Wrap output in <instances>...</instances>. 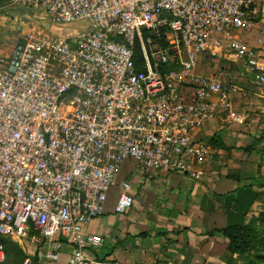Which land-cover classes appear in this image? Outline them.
Instances as JSON below:
<instances>
[{
	"label": "built area",
	"instance_id": "obj_1",
	"mask_svg": "<svg viewBox=\"0 0 264 264\" xmlns=\"http://www.w3.org/2000/svg\"><path fill=\"white\" fill-rule=\"evenodd\" d=\"M7 2L41 12L32 34L0 53V237L21 244L33 232L48 245L47 260L68 247L65 264H93L89 254L104 242L85 227L104 213L112 189L114 212L126 213L133 184L206 162L210 147L195 137L204 123L239 116L231 99L241 89L196 68L219 37L264 88L255 49L230 40L251 1ZM79 22L78 32L58 33ZM126 160L139 176L118 184Z\"/></svg>",
	"mask_w": 264,
	"mask_h": 264
},
{
	"label": "crops",
	"instance_id": "obj_2",
	"mask_svg": "<svg viewBox=\"0 0 264 264\" xmlns=\"http://www.w3.org/2000/svg\"><path fill=\"white\" fill-rule=\"evenodd\" d=\"M33 25L37 26L34 22ZM10 52L3 55L8 56ZM236 64L251 76L241 61ZM259 66L264 70L262 59H259ZM235 121L228 114L219 115L204 123L195 132V137L209 145L208 141L215 133L221 134L223 144L228 146V138L224 137L222 130L226 125L223 124L233 127ZM216 153L221 155L224 151L217 149ZM242 157L247 162L250 159L247 153ZM245 161L243 165L247 163ZM151 174L150 181L137 185V192L131 189L134 202L126 213L114 212L119 191V187H115L109 194L104 213L86 225L88 234L104 242L101 249L89 254L90 260L95 262L93 264L103 261L108 264H225L221 260L226 255L227 241L219 234L208 235L213 229L225 226L221 203L213 198V194L232 192L245 184L243 176H237L239 182L224 176L219 180L216 173L208 171L205 165L195 166L184 174ZM212 199L215 211L208 210ZM70 254V248L63 247L59 260H48L46 264H65ZM44 260H47L45 255L39 257L40 262Z\"/></svg>",
	"mask_w": 264,
	"mask_h": 264
},
{
	"label": "rangeland",
	"instance_id": "obj_3",
	"mask_svg": "<svg viewBox=\"0 0 264 264\" xmlns=\"http://www.w3.org/2000/svg\"><path fill=\"white\" fill-rule=\"evenodd\" d=\"M250 1L249 13L244 18V26L231 32L230 40L252 47L257 52V57L264 61V0ZM4 3L6 5H3ZM0 5H3L0 6V52L7 55L15 43L32 34L33 22L39 24V20L34 14L40 13L41 9L9 5L6 0H0ZM61 26L62 28H59L58 33L64 35L68 30L78 32L80 28H84L85 23L79 22ZM219 40L220 43L215 45V48L208 55L201 56L196 68L206 77H214L219 80L227 88L235 86L241 89L240 94H234L231 99L233 111L240 116L234 119L236 121L233 127L230 126L231 124H223L226 125L222 130L224 137L228 138L226 140L228 146L220 148L217 143L209 145L210 153L203 166L205 165L208 171L216 173L219 180L223 176H243L245 184H254L259 179L264 180V143L254 144V140L264 133V88L253 83L252 77L248 76L243 68L241 69L236 64L234 57L227 50L228 40L225 41L220 37ZM259 94L263 95V99L257 97ZM245 107L249 109L244 110ZM216 135V139L222 142V135ZM211 148H214L213 151ZM217 149L223 150L224 153L217 154ZM246 153L250 157L248 162L242 160V156ZM243 161L247 163L243 165ZM136 167L137 164L131 160L123 162L116 174V182L118 184L123 181L133 183L132 178L139 176L134 172ZM137 185L141 186L142 184H133L132 190L134 192H137L139 188ZM255 190L259 191L257 187ZM209 202L210 208L208 210H214L213 199ZM217 208L219 210L220 206ZM261 212L264 213V198H261L259 204L252 208L248 217L256 220ZM256 225L259 227L258 229H264V219L258 220ZM16 244L18 245L17 250L9 252L10 264H22L28 257L34 264H46L48 262V260L39 261V257L47 253L48 245L43 244L31 232L21 244ZM263 257L264 245L257 244L249 249L247 254L235 255L234 260L237 264H264ZM226 259L227 254L222 257L221 261L225 263Z\"/></svg>",
	"mask_w": 264,
	"mask_h": 264
},
{
	"label": "trees",
	"instance_id": "obj_4",
	"mask_svg": "<svg viewBox=\"0 0 264 264\" xmlns=\"http://www.w3.org/2000/svg\"><path fill=\"white\" fill-rule=\"evenodd\" d=\"M216 137L217 135L214 134L209 139V145L217 143L220 148H226L223 142L218 141ZM261 143H264V133L254 140L255 145ZM226 177L233 178L239 182L237 176ZM255 187L259 191L255 190ZM213 198L221 203L225 215V226L220 229H213L208 235L213 236L214 234H219L222 236L227 241V259L225 264H237L234 260L235 255H245L254 245H264V229H258L259 227L256 225L258 220L264 219V213L261 212L256 220L248 217L252 208L259 204L261 198H264V180L259 179L254 184L247 183L239 185L232 192L223 195L213 194ZM205 200L204 198L203 203ZM31 233L34 234L33 232ZM0 243L4 246L7 264H10L9 252L16 251L18 245L12 240L2 237H0Z\"/></svg>",
	"mask_w": 264,
	"mask_h": 264
}]
</instances>
